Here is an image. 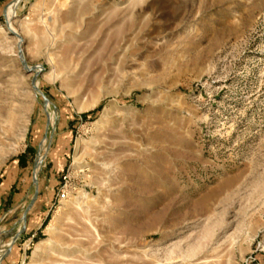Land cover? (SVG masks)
Returning a JSON list of instances; mask_svg holds the SVG:
<instances>
[{"label": "rangeland", "instance_id": "1", "mask_svg": "<svg viewBox=\"0 0 264 264\" xmlns=\"http://www.w3.org/2000/svg\"><path fill=\"white\" fill-rule=\"evenodd\" d=\"M15 1L0 264H264V0Z\"/></svg>", "mask_w": 264, "mask_h": 264}, {"label": "water", "instance_id": "2", "mask_svg": "<svg viewBox=\"0 0 264 264\" xmlns=\"http://www.w3.org/2000/svg\"><path fill=\"white\" fill-rule=\"evenodd\" d=\"M9 19L10 18H8V21H7V28H8V30L11 32V33H13L14 35H16L20 40H21V37L19 36V34L10 26V21H9ZM36 72H39V70H36ZM32 86L33 87H37V85L35 84V82H34V80L32 81ZM43 98L44 99H46V97L45 96H43ZM25 218V217H24ZM16 237H17V235H15L14 237H13V240H15L16 239Z\"/></svg>", "mask_w": 264, "mask_h": 264}, {"label": "bare ground", "instance_id": "3", "mask_svg": "<svg viewBox=\"0 0 264 264\" xmlns=\"http://www.w3.org/2000/svg\"><path fill=\"white\" fill-rule=\"evenodd\" d=\"M16 1H17V0H16ZM16 1H15V2H16ZM15 2L12 4V6H14ZM7 12H8L9 14L11 13V5L8 7Z\"/></svg>", "mask_w": 264, "mask_h": 264}, {"label": "trees", "instance_id": "4", "mask_svg": "<svg viewBox=\"0 0 264 264\" xmlns=\"http://www.w3.org/2000/svg\"><path fill=\"white\" fill-rule=\"evenodd\" d=\"M84 116H86V114H83Z\"/></svg>", "mask_w": 264, "mask_h": 264}]
</instances>
